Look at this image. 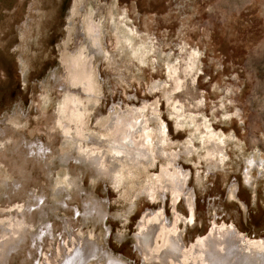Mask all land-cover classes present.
<instances>
[{"label":"rangeland","instance_id":"374dc122","mask_svg":"<svg viewBox=\"0 0 264 264\" xmlns=\"http://www.w3.org/2000/svg\"><path fill=\"white\" fill-rule=\"evenodd\" d=\"M210 238L262 263L264 0H0V264Z\"/></svg>","mask_w":264,"mask_h":264},{"label":"bare ground","instance_id":"6f19581e","mask_svg":"<svg viewBox=\"0 0 264 264\" xmlns=\"http://www.w3.org/2000/svg\"><path fill=\"white\" fill-rule=\"evenodd\" d=\"M94 236V235H93ZM140 238V237H139ZM224 238V237H223ZM137 247L142 251V248L144 250L143 247V243L144 241H141V239L137 238ZM209 241H213L212 238L209 239ZM218 243H215L213 245H211L208 249H210V252H208V258H210V260L207 258V262H211V264L214 262V264H224V260L225 258L230 260V264H241L238 262V258H232L234 257L232 255V253L234 252L233 250H230L229 253H226L227 250L225 251V253L227 255H221V248H216L214 246H217ZM142 247V248H141ZM105 249V248H104ZM219 249H221V251H219ZM96 254V248L94 246L87 247L85 250H80L78 252V254H76L75 256L71 257V258H66L64 259L60 264H86L90 259H92V257H94ZM111 254V253H110ZM107 255V254H106ZM107 258V257H106ZM243 258V257H242ZM122 260V259H121ZM121 260L119 259H113V261H111L113 264H123V262H121ZM214 260V261H213ZM258 260L261 264H264V254H262V256H258ZM123 261V260H122ZM125 261V260H124ZM104 262V261H102ZM106 262V261H105ZM248 262L250 261V258H244L243 259V263L248 264ZM110 263V262H108ZM126 263V261H125ZM124 263V264H125Z\"/></svg>","mask_w":264,"mask_h":264},{"label":"flooded vegetation","instance_id":"af4514ba","mask_svg":"<svg viewBox=\"0 0 264 264\" xmlns=\"http://www.w3.org/2000/svg\"><path fill=\"white\" fill-rule=\"evenodd\" d=\"M175 236V235H174ZM174 236H172L171 237V239H168L169 241H168V245H171V244H173V247H172V249L173 250H169L167 247H166V250L168 251V252H170V251H173V252H175V251H178V249H176V247L174 248V245H177V243L174 241ZM212 236H214L213 234H212ZM216 239H221L220 237H218V236H216ZM141 241H144V243H143V247H144V249L145 250H147L148 249V246L150 247V241L149 240H146L144 237H142L141 238ZM207 242L208 243H211V241H209V239L207 240ZM257 243L258 244H264V242H263V240H260V241H257ZM213 244H215V240H213L212 241V243H211V245H213ZM258 244H257V246H258ZM211 245H209L208 247H210ZM147 246V247H146ZM179 246V245H178ZM176 249V250H175ZM179 249H180V246H179ZM205 252V255L206 256H208V252H210V249H208V248H206V250H204ZM219 251H221V249H219ZM225 251L226 250H223L222 249V251L220 252L221 253V255L223 256V255H225L226 253H229V251H230V249H228L227 248V252L225 253ZM224 257V256H223ZM160 259H162L161 257H160ZM161 261H164V259L163 260H161ZM251 261V260H250ZM258 262H259V260H258ZM240 263V262H239ZM205 264V263H204ZM206 264H211V262H206ZM224 264H230V260L229 259H227V258H225V260H224ZM242 264V263H241ZM244 264H246V263H244Z\"/></svg>","mask_w":264,"mask_h":264}]
</instances>
